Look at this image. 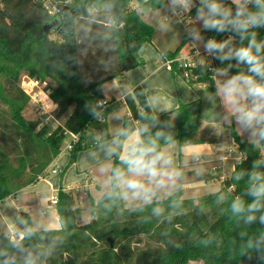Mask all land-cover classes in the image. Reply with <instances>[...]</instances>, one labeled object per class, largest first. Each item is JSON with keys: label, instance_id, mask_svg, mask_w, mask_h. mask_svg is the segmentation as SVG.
<instances>
[{"label": "trees", "instance_id": "1", "mask_svg": "<svg viewBox=\"0 0 264 264\" xmlns=\"http://www.w3.org/2000/svg\"><path fill=\"white\" fill-rule=\"evenodd\" d=\"M58 1L68 8L51 14L41 0H0V200L47 176L48 166L65 148L68 137L65 129L81 135L69 151V164L75 162L81 150L103 142V138L96 139L93 131L101 127L98 117H106L119 107L114 98L104 106L98 105L105 98L103 84L114 78L122 81L125 71L144 64L139 50L151 42L154 27L143 20L140 10L157 9L167 3V0ZM218 2L231 7L235 15L232 0ZM201 7L202 0H196L192 15ZM91 8L101 15L90 18ZM203 12L207 14L206 6ZM54 18L60 22L55 30H63L59 38L51 37L43 28ZM252 32L256 33L258 43L264 42V27L249 29L245 37L232 27L218 31L205 26L199 35L205 45L213 39L218 44L229 41L222 53L212 50L214 64L217 70L236 75L247 73L248 66L238 63L234 56L223 61L218 57L246 47ZM101 39L111 44L114 60L106 72L102 68L104 63L100 66L96 63L97 72L88 78L82 70L83 43L91 41L98 46ZM187 39L185 35L176 50L164 52L165 59L176 58ZM93 49L94 45L86 47L95 59ZM171 68L173 72L184 71L178 61H173ZM24 73L48 81L47 90L57 103L56 118L64 116V124L50 128L39 120L24 117L23 111L30 102V96L19 84ZM192 73L197 81L209 80L210 72L205 66L194 68ZM124 99L130 114L124 117L119 133L147 128L140 136L147 140L156 138L159 132L162 134L157 139L159 150L173 141L179 146L195 142L203 109L200 99L180 103L174 111L162 115L152 112L140 86ZM230 128L243 157L231 176L222 180L219 191L197 199L183 198L179 185L165 199L139 205H128L112 179L113 169L124 167L119 157L127 137L118 133L121 146L113 156L111 189L91 201L90 220L81 224L82 214L73 191L59 189L56 207L61 228L28 230L17 242L0 229V263L264 264V197L251 194L253 188L264 183V140L258 136L254 140L242 139L233 126ZM254 174L260 179L254 180ZM237 199L243 202L242 212L233 211ZM254 203L257 207L249 211L248 206ZM157 207L162 209L159 215L153 212ZM249 216L254 219L249 220Z\"/></svg>", "mask_w": 264, "mask_h": 264}, {"label": "crops", "instance_id": "2", "mask_svg": "<svg viewBox=\"0 0 264 264\" xmlns=\"http://www.w3.org/2000/svg\"><path fill=\"white\" fill-rule=\"evenodd\" d=\"M195 2L196 0H191V5L194 6ZM174 3L175 0H167V3L160 8L140 10L143 20L154 27L153 38L139 50V55L144 60L143 65L125 71L122 81L114 78L103 84L105 98H122L119 101V107L106 116L105 122L100 124L101 127L98 130H93L95 136L98 135L104 139L103 142L81 150L72 164H69L70 152L63 149L48 166L47 176L39 178L22 187L15 194L0 200V229L10 238L19 233L24 235V232L28 230L60 229V215L56 204L51 202V197L57 195L59 189L73 191L76 199L77 197L81 199L88 197L89 200L90 198L97 200L111 189L110 173L113 156L118 150L113 141L119 140L118 133L122 128L124 117L130 114L123 98L135 87L140 86L144 89L155 115L172 112L180 103H189L200 99L203 104L199 130L194 135L195 142L179 146L176 141H173L161 148V151L172 157L173 166L181 175L175 186L159 192L156 200L165 199L179 185L183 198L197 199L219 191L222 184L220 177L222 175L229 177L225 170V162L228 159L219 160V154H215V151L219 149V144L222 142L226 146L232 144L233 137L230 126L235 128L242 139L254 140L257 138L252 135L250 129L246 130L236 123L235 118L227 112L222 99L217 95L218 82L235 74L225 72L226 75L222 76L218 70L213 80L197 81V79H193L189 82L190 79L185 78L182 73L173 72L171 66L166 62L164 52L176 50L183 43L185 35L188 39L182 46L179 55L189 51L188 43L190 41L198 48L206 47L199 35L200 30L206 26V13L204 12V18H201L198 13L194 14L192 22L188 27H185L181 20L172 16ZM132 4L138 7L136 2ZM197 23L204 25L198 27ZM191 26L194 27L195 34L188 32ZM196 34L199 41L193 37ZM110 81H114V86L111 87L113 93L108 95L107 85ZM210 98L215 100L213 105V108L217 110L215 113L210 111L211 105L208 103ZM137 130H134L131 137L122 142L121 155L126 151L128 143L140 139V136L136 135ZM109 147L114 149L111 155L107 151ZM235 147L238 148L237 145ZM239 152L238 155L233 153L230 158L236 162L230 168L231 174L243 157V152L240 149ZM196 157L201 160L196 161ZM213 165H217V173L212 172ZM123 198L128 205L143 204L130 196L123 195Z\"/></svg>", "mask_w": 264, "mask_h": 264}, {"label": "clouds", "instance_id": "3", "mask_svg": "<svg viewBox=\"0 0 264 264\" xmlns=\"http://www.w3.org/2000/svg\"><path fill=\"white\" fill-rule=\"evenodd\" d=\"M175 3L187 10L191 0H175ZM236 5L235 15L231 7H225L218 0H202V7L198 15L204 18L203 6L208 8L205 25L224 31L232 27L242 36L247 37L248 30L264 27V0H232ZM253 5L250 9L249 5ZM256 33H251V39L246 47H241L235 52L221 54L218 58L222 61L234 56L238 63L248 66L247 73H238L230 76L217 84V95L222 99L227 112L233 116L236 123L246 130H251L253 136L264 140V42H257ZM229 43L218 44L214 39L209 40L208 50H222ZM220 75H226L220 70ZM147 128L136 131L137 136H143ZM122 137H131L128 130L119 133ZM162 134L157 132L156 138L136 139L126 145V151L121 155L120 162L123 168L113 169L112 179L116 187L122 189L125 197L139 200L143 204H150L158 199L157 194L175 186L180 177V172L173 166L172 157L159 150L157 139ZM113 144L119 148L121 143L114 140ZM108 154H113L114 149L108 148ZM254 180L260 179L256 174ZM252 195L264 197V183L252 189ZM234 212L244 211L243 202L237 199L233 205ZM257 205L251 204L248 210L252 211ZM162 211L157 207L153 212L157 215ZM254 219L253 216L248 217Z\"/></svg>", "mask_w": 264, "mask_h": 264}, {"label": "built area", "instance_id": "4", "mask_svg": "<svg viewBox=\"0 0 264 264\" xmlns=\"http://www.w3.org/2000/svg\"><path fill=\"white\" fill-rule=\"evenodd\" d=\"M43 6L48 10L49 13L54 14L57 12V6L59 4H63L62 1L58 0H41ZM173 13L172 16L177 17L182 21L183 25L186 27L193 20V15L191 13V8L193 7L191 3L189 4L187 10H185L182 6L174 3L173 5ZM189 51L187 53H183L178 55L174 59H167V63L171 66L173 61H178L179 65L184 69L183 76L187 79H197V76L192 73V70L198 66H205L207 70L210 72L209 80H213L216 72L218 71L214 64L215 53L212 50L207 49V45L205 48H198L192 41L188 43ZM21 88L23 91L30 96V102L34 103L37 109V113L39 115L38 120L41 122V125H46L48 127H53V122L55 121L57 124L53 128H56L60 124L57 119L53 116V110L57 108L56 103L51 99L50 93L47 90L46 83L28 76L24 75L22 78ZM122 98H114V101L119 102ZM124 99V98H123ZM110 99L101 98L98 101V105L104 106L106 105ZM106 117L103 115H99L98 122H105ZM65 134L68 135L65 150L70 151L73 147L80 141L81 135L80 133H74L65 129ZM96 139H101L100 136L96 135ZM232 144L230 146H226L223 142L219 144V149L215 151V154H219V160L224 161L226 159H230L233 150L235 147V143L233 138ZM196 161H200L199 157L195 158ZM239 161V159H237ZM212 172L217 173L218 167L217 165H213L211 167ZM56 172V170H53ZM227 176L222 175L220 178L223 180ZM58 201L57 195H53L51 197V202L56 204ZM23 237V234L19 233L17 236L11 237V239L15 242L19 241Z\"/></svg>", "mask_w": 264, "mask_h": 264}, {"label": "rangeland", "instance_id": "5", "mask_svg": "<svg viewBox=\"0 0 264 264\" xmlns=\"http://www.w3.org/2000/svg\"><path fill=\"white\" fill-rule=\"evenodd\" d=\"M133 6H135L134 4H132ZM165 11V10H164ZM101 15V13H100V11L98 12V11H96L95 9H93V8H91L90 9V18H92V17H96V18H98L99 16ZM90 21H93L92 19L90 20ZM83 24H86V23H83ZM189 25V24H188ZM204 24L203 23H197V26L198 27H201V26H203ZM194 26H196V25H194ZM186 27H188V26H186ZM188 29V28H187ZM190 29H192V30H190ZM189 31L188 32H192V33H194L195 31H194V27L193 26H191V27H189V29H188ZM50 33H51V37H53V38H59V32L58 31H56L55 29H53V30H51L50 31ZM196 33V32H195ZM194 33V34H195ZM196 40H198L199 41V37H197V34H196V36L194 35L193 36ZM101 42V44H98V46H96L94 43H91V41H86V44L85 43H83L84 44V46H85V49L82 51V53H83V60H82V70H83V73H84V75L85 76H88V78H90L95 72V70H96V72H97V68H95V64L97 63H99L98 65L100 66L101 65V63L103 64L102 65V68H104V70H105V72H106V70H108L109 69V65L110 64H112L113 63V60H114V53H113V51H112V46H111V44L110 43H108L106 40H104V39H101L100 41H99V43ZM200 44H202V43H200ZM91 45H94V49H93V52L95 53V55H97V57H95V59H93V58H91V55H93V54H90L89 53V51H87L86 50V47L88 48V47H90ZM96 46V47H95ZM202 46V45H201ZM100 48V49H99ZM202 49V48H201ZM90 58V59H89ZM96 58H98V59H96ZM94 72V73H93ZM24 75H27V73H24V74H22V76H21V82H19V84H20V86H21V83H22V78H23V76ZM29 76V75H28ZM45 83H46V86H47V84H48V81H44ZM114 86V81H110L109 83H108V85H107V89L109 90V92H108V95H111V93H113V90H112V88L111 87H113ZM111 89H110V88ZM52 99V98H51ZM53 100V99H52ZM54 101V100H53ZM55 102V101H54ZM56 103V102H55ZM208 103H209V105H211V109H210V111L212 112V113H215V112H217V110H215L214 108H213V105H214V103H215V100L213 99V98H210V99H208ZM1 105H3V103H1ZM56 105H57V103H56ZM217 106V105H216ZM2 107H5L6 108V106L5 105H3ZM217 108V107H216ZM37 109H38V107H36V105L34 104V103H31L30 104V102L27 104V106L25 107V109H24V111H23V115H24V117L26 118V119H28V120H38V118H39V115H38V113H37ZM56 110H57V108L56 109H54L53 110V116L56 118ZM72 111V109L67 113V115L68 114H70V112ZM57 119V121H58V123L60 124L59 126H61L62 124H64V116H62L61 118H56ZM53 122V127L54 126H56V122L55 121H52ZM52 126L50 127V128H53ZM199 130V129H198ZM221 139V138H220ZM233 153L235 154V155H238V154H240V152H239V148H237V147H234V150H233ZM234 155V156H235ZM235 160L234 159H228L226 162H225V170H226V174L228 175V176H230L231 175V170H230V168L231 167H233L234 165H235ZM175 190V189H174ZM172 193V192H171ZM89 196V195H88ZM93 199L92 198H90V200H89V198L88 197H86L85 199H81L80 197H77V199H76V201H78V203H76L77 204V206L80 208V210H81V214H82V218H81V221H80V223L81 224H85V223H87L89 220H90V218H91V213H90V203H91V201H92ZM190 264H202L200 261H193V262H190Z\"/></svg>", "mask_w": 264, "mask_h": 264}, {"label": "water", "instance_id": "6", "mask_svg": "<svg viewBox=\"0 0 264 264\" xmlns=\"http://www.w3.org/2000/svg\"><path fill=\"white\" fill-rule=\"evenodd\" d=\"M68 7L66 6V5H64V4H59L58 6H57V9L58 10H61V9H67ZM59 25H60V22H59V19L58 18H54L52 21H50L49 23H47V24H45L44 26H43V28H44V31L46 32V33H48V32H50L51 30H53V29H57L58 27H59ZM63 30L62 29H59V32H62ZM1 264V263H0Z\"/></svg>", "mask_w": 264, "mask_h": 264}]
</instances>
